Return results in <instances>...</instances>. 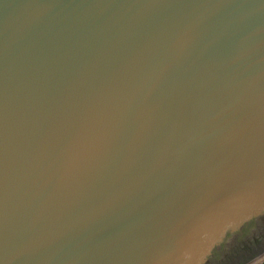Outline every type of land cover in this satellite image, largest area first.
<instances>
[{
	"label": "water",
	"instance_id": "obj_1",
	"mask_svg": "<svg viewBox=\"0 0 264 264\" xmlns=\"http://www.w3.org/2000/svg\"><path fill=\"white\" fill-rule=\"evenodd\" d=\"M263 258L264 0H0V264Z\"/></svg>",
	"mask_w": 264,
	"mask_h": 264
},
{
	"label": "clouds",
	"instance_id": "obj_2",
	"mask_svg": "<svg viewBox=\"0 0 264 264\" xmlns=\"http://www.w3.org/2000/svg\"><path fill=\"white\" fill-rule=\"evenodd\" d=\"M243 226H244L243 224H240V225L235 226L234 230L225 232L222 239L218 243V245L224 244V243H230L235 233L239 232L240 229L243 228ZM209 261H211V255L209 256Z\"/></svg>",
	"mask_w": 264,
	"mask_h": 264
},
{
	"label": "built area",
	"instance_id": "obj_3",
	"mask_svg": "<svg viewBox=\"0 0 264 264\" xmlns=\"http://www.w3.org/2000/svg\"><path fill=\"white\" fill-rule=\"evenodd\" d=\"M256 264H264V258L260 262H258Z\"/></svg>",
	"mask_w": 264,
	"mask_h": 264
},
{
	"label": "rangeland",
	"instance_id": "obj_4",
	"mask_svg": "<svg viewBox=\"0 0 264 264\" xmlns=\"http://www.w3.org/2000/svg\"><path fill=\"white\" fill-rule=\"evenodd\" d=\"M260 262V261H259Z\"/></svg>",
	"mask_w": 264,
	"mask_h": 264
}]
</instances>
